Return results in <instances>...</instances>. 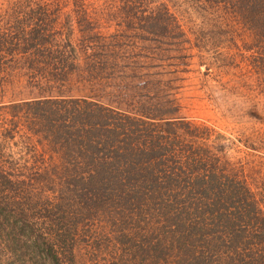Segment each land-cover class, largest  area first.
Instances as JSON below:
<instances>
[{
	"label": "trees",
	"instance_id": "1",
	"mask_svg": "<svg viewBox=\"0 0 264 264\" xmlns=\"http://www.w3.org/2000/svg\"><path fill=\"white\" fill-rule=\"evenodd\" d=\"M64 1L0 0V79L20 54L40 91L0 106V247L10 254L0 264H48L45 252L74 264V242L106 223L122 264H264V209L213 128L162 103L161 86L140 106L64 93L83 74ZM197 2L226 9L255 39L244 48L258 50L249 64L264 90V0ZM144 5L125 8L148 32L177 28L167 6L146 15Z\"/></svg>",
	"mask_w": 264,
	"mask_h": 264
},
{
	"label": "rangeland",
	"instance_id": "2",
	"mask_svg": "<svg viewBox=\"0 0 264 264\" xmlns=\"http://www.w3.org/2000/svg\"><path fill=\"white\" fill-rule=\"evenodd\" d=\"M127 1L130 3L84 0L77 6L68 0L60 4L63 13L69 14L61 19L69 20V36L78 47L77 59L81 61L78 71L83 73L71 76L64 93L91 96L123 107L130 100L140 106L142 101L151 100L154 86H161L162 103L173 98L178 115L213 128L214 143L228 144L223 155L236 170L243 171L264 209V90L257 85L259 76L249 64L250 55L258 50L244 48L255 39L224 8L217 13L197 0H145L146 15L165 5L178 20L176 29L168 33L159 28L162 31L156 36L148 32L146 21L139 22L126 11ZM4 10L0 3V14L4 15ZM91 40L94 44L86 47ZM105 43L108 46L102 47ZM5 74L0 79V106L40 95L38 81L25 69L20 54ZM111 233L106 223L76 240L74 264L127 261L115 238H105ZM6 251L0 247L4 260L10 255ZM59 257L71 261L69 253ZM40 259L48 264L55 261L47 252ZM128 261L126 264L140 260Z\"/></svg>",
	"mask_w": 264,
	"mask_h": 264
}]
</instances>
